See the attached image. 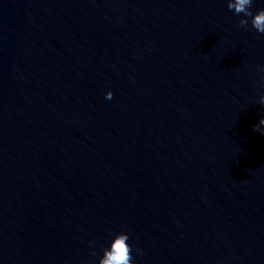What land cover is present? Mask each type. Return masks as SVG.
<instances>
[{"label":"water","instance_id":"obj_1","mask_svg":"<svg viewBox=\"0 0 264 264\" xmlns=\"http://www.w3.org/2000/svg\"><path fill=\"white\" fill-rule=\"evenodd\" d=\"M239 18L0 0V264H96L121 231L134 264H264V34Z\"/></svg>","mask_w":264,"mask_h":264},{"label":"clouds","instance_id":"obj_2","mask_svg":"<svg viewBox=\"0 0 264 264\" xmlns=\"http://www.w3.org/2000/svg\"><path fill=\"white\" fill-rule=\"evenodd\" d=\"M253 0H226V7L238 15V27H249L258 34H264V8H257L252 11ZM256 69L264 74V64H258ZM259 87L264 89V75L260 76ZM105 99L112 97V92H105ZM258 102L264 105V94L258 96ZM254 131L264 135V117L260 118L256 124L252 125ZM129 235L121 231L111 236L106 246L100 249V255L96 259V264H134L133 250L140 254L141 250L128 243ZM93 241H89L91 246ZM96 256L95 249L91 253Z\"/></svg>","mask_w":264,"mask_h":264}]
</instances>
